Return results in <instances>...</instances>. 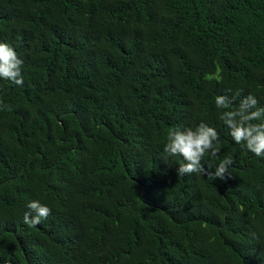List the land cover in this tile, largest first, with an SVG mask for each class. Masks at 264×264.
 I'll use <instances>...</instances> for the list:
<instances>
[{"label": "trees", "instance_id": "1", "mask_svg": "<svg viewBox=\"0 0 264 264\" xmlns=\"http://www.w3.org/2000/svg\"><path fill=\"white\" fill-rule=\"evenodd\" d=\"M0 42L24 62L0 80V264H264V159L215 107H264V0H0ZM201 122L230 179L164 153Z\"/></svg>", "mask_w": 264, "mask_h": 264}, {"label": "clouds", "instance_id": "2", "mask_svg": "<svg viewBox=\"0 0 264 264\" xmlns=\"http://www.w3.org/2000/svg\"><path fill=\"white\" fill-rule=\"evenodd\" d=\"M23 63L9 44L0 42V80L22 86ZM239 95L240 92L237 90L231 98L226 95L215 97L218 118L229 130V135L235 144L255 157L264 159V107H260L258 100L251 94L240 100L238 106L233 107ZM0 110L11 111V108L0 102ZM163 151L168 157L181 158L176 169L178 176L197 173L214 181L231 178L228 169L233 164V160L230 157L223 159L214 171L207 170L202 163L206 155L216 157L220 151L219 133L215 127L204 122L194 128L169 129ZM26 208L28 211L24 213L23 221L29 227L39 225L51 214V209L39 201H30Z\"/></svg>", "mask_w": 264, "mask_h": 264}]
</instances>
